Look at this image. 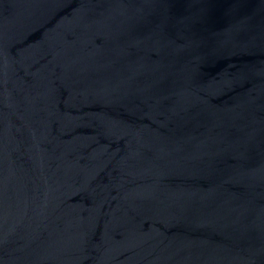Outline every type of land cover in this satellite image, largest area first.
Here are the masks:
<instances>
[{"label": "water", "instance_id": "1", "mask_svg": "<svg viewBox=\"0 0 264 264\" xmlns=\"http://www.w3.org/2000/svg\"><path fill=\"white\" fill-rule=\"evenodd\" d=\"M0 264H264V0H0Z\"/></svg>", "mask_w": 264, "mask_h": 264}]
</instances>
